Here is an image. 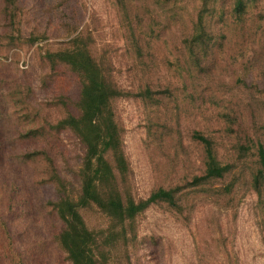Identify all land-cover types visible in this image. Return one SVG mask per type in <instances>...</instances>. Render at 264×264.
<instances>
[{"label":"rangeland","instance_id":"374dc122","mask_svg":"<svg viewBox=\"0 0 264 264\" xmlns=\"http://www.w3.org/2000/svg\"><path fill=\"white\" fill-rule=\"evenodd\" d=\"M235 1L15 0L5 13L0 0V264H70L47 202L53 191L78 196L85 147L54 127L79 114L81 80L46 55L76 35L121 92L111 104L126 163L120 192L139 201L177 191L175 207L154 204L126 224V242L102 236L96 264H264V191L259 199L252 186L253 144H264V0H242L239 22ZM202 11L212 40L194 60L185 41ZM196 133L230 174L194 182L205 171ZM48 148L65 182L57 193L24 156ZM79 212L91 232L107 230L95 206Z\"/></svg>","mask_w":264,"mask_h":264},{"label":"trees","instance_id":"16d2710c","mask_svg":"<svg viewBox=\"0 0 264 264\" xmlns=\"http://www.w3.org/2000/svg\"><path fill=\"white\" fill-rule=\"evenodd\" d=\"M211 1L213 0H203V7L206 8ZM1 4L2 10L7 13L14 9L15 0H1ZM233 11L238 16L236 22L245 21V4L242 0L235 1ZM204 14L205 12L202 11L197 22L193 23L192 39L185 41L186 47L192 52L190 59L198 60L196 51L204 52L210 47L212 38L206 33ZM82 40L81 36L76 35L71 40V43H74L71 48L46 55L51 65H67L81 80L77 103L79 114L68 115L57 122L54 131L58 133L65 130L71 131L85 147V153L76 174V178L78 177L80 181L77 198H55L53 191L49 195L47 205L55 218L61 222V229L57 236L58 243L70 264H96V251L99 249L102 236L107 243L117 238L126 242V224H132L136 216L154 204L166 203L175 207L177 191L160 188L146 199L139 201L125 197L120 192L115 173L124 175L126 163L120 151V130L114 120L111 104L121 95V92L113 87L108 78H105L104 70L85 47L76 45ZM29 132L25 139L37 141L35 137L41 136L39 132L31 130ZM195 139L203 147L205 167L204 176L194 179L196 184L222 179L231 173L232 166L224 165L218 160L211 140L199 133L195 134ZM253 147L257 152L258 168L252 177V186L261 199L260 192L264 191L262 189L264 188V144L254 143ZM49 154L48 148L27 152L24 156L28 161L39 166L44 177L41 180L45 182V187L53 190V186L57 193L59 188L65 190V182L61 183L56 176L53 164H50ZM108 155L113 159V165L108 160ZM57 182L60 183L58 188ZM85 206H95L105 216L109 223L106 233L91 232L87 228L79 212Z\"/></svg>","mask_w":264,"mask_h":264}]
</instances>
